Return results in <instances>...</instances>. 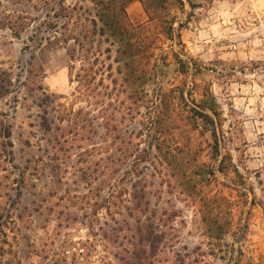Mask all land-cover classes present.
Instances as JSON below:
<instances>
[{"label": "rangeland", "instance_id": "rangeland-1", "mask_svg": "<svg viewBox=\"0 0 264 264\" xmlns=\"http://www.w3.org/2000/svg\"><path fill=\"white\" fill-rule=\"evenodd\" d=\"M183 2L0 0V264H264V0Z\"/></svg>", "mask_w": 264, "mask_h": 264}, {"label": "trees", "instance_id": "trees-1", "mask_svg": "<svg viewBox=\"0 0 264 264\" xmlns=\"http://www.w3.org/2000/svg\"><path fill=\"white\" fill-rule=\"evenodd\" d=\"M97 11V18L100 23L98 34L107 39H114L120 43H126L130 49L138 51L137 44L133 39L135 29L132 27L127 12L128 6L134 1H138L143 7L147 17L148 24H164L165 34L172 37L174 33L175 18L170 20V14L174 8L184 7L183 0H91ZM190 2V6H191ZM192 9L195 6H191ZM191 15H188L190 17ZM97 27V22H93ZM184 28V23H179V29ZM162 30V28H160ZM160 30V31H161ZM136 53V52H135ZM134 53V54H135ZM130 56L134 59L135 55ZM0 138L9 140L11 138L10 131H6L5 135ZM13 147L12 143L4 144V147Z\"/></svg>", "mask_w": 264, "mask_h": 264}]
</instances>
